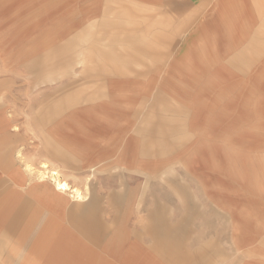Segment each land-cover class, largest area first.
<instances>
[{
    "label": "crops",
    "instance_id": "0c3cea01",
    "mask_svg": "<svg viewBox=\"0 0 264 264\" xmlns=\"http://www.w3.org/2000/svg\"><path fill=\"white\" fill-rule=\"evenodd\" d=\"M59 18L75 24L78 36H93L90 74L65 79L39 68L52 26L25 34L27 89L3 68L0 52V264H197L211 253L212 236L188 237L191 227L207 226L196 223L206 206L196 194L211 193L217 152L244 157L243 148L213 143L207 131L214 89L222 99L228 85L251 82L252 129L264 132V0H73ZM86 76L100 85L71 93L67 82ZM120 83L141 84L138 107L120 93L113 98ZM181 83L219 86L200 85L201 95L180 87L179 95ZM53 96L60 99L42 130L39 161L85 185L91 178L82 198L56 188L24 157L36 134L22 129L19 111ZM197 116L207 124L200 135L190 132ZM260 148L252 154L256 196L264 195ZM166 194L179 197L177 225L162 222L173 209ZM255 207L264 212L259 198ZM252 241L256 247L264 235ZM252 255V264H264V252Z\"/></svg>",
    "mask_w": 264,
    "mask_h": 264
},
{
    "label": "rangeland",
    "instance_id": "374dc122",
    "mask_svg": "<svg viewBox=\"0 0 264 264\" xmlns=\"http://www.w3.org/2000/svg\"><path fill=\"white\" fill-rule=\"evenodd\" d=\"M62 1L63 3H60V0H0L1 61H3V68L10 69L9 73L11 75L14 73L18 79L17 85L20 86V90L27 89L28 77L31 76L28 72L29 61L27 56L24 55L27 48L22 45L25 36H27L25 34L44 26L52 27L48 36V51L44 53L47 54V61L44 63V57H41L38 60L39 68L43 69L44 66H47L48 71L56 73V76L63 74L65 79L73 78L75 80L80 77L78 76L80 74L91 73L93 58L92 56L89 57V55L93 54V36H78L75 24L70 23L67 18L61 21L59 14L73 0ZM13 22L14 24L16 22V24L13 25ZM78 39L81 49L79 51ZM40 43H37V47L41 51L43 40ZM97 46L99 47V44ZM40 51L38 55L43 56L44 54L42 53L44 51ZM79 70L88 72L78 73ZM81 78L84 79L83 77ZM85 78L89 81L67 82L71 93H89V91L94 90V87L97 88L100 85L98 82L91 81V76H86ZM52 84L54 85L55 83L52 82ZM140 85V83L117 84L116 90L113 92V98L120 93L122 97L127 98L130 106L138 107L141 100L137 98L140 93ZM195 85L196 87L193 89L192 87ZM200 85L207 84L181 83L176 84L174 89L179 95L180 87L189 89L192 94L201 95ZM251 85V82L230 84L227 88L229 93L225 92L222 99L215 96L217 93L214 88L219 86V84L207 85V88L214 89L212 105L207 104V109L205 110L207 124L211 123V127H207V131L211 132L213 143H216L215 141L226 143L228 150L233 149L231 146H237L239 149L243 148L244 157L243 160L239 159L236 161L232 159L229 153V156L225 157V155L217 152L215 154L216 160H214L215 162L212 166V191L209 195L196 194L200 201L206 204L201 212V219L197 220L196 223H207V226L198 225L191 227V233L188 234V237L190 235L212 236L211 248L208 246V250L210 249L211 253L205 259H198L197 264H252L254 262L252 252H264L263 241L257 243L256 247H253L252 241L254 235H264V220L259 218V215L264 214V212L254 210L256 208V199L259 198V200L264 202V195H254L252 185V154L259 144H261L260 149L264 150V132L261 131L259 134L258 131L257 134V131L254 132L252 129ZM146 96H149V93H142L139 97L144 98ZM55 97L57 96L47 99L39 98L32 107L24 108L23 106L19 111L22 129L26 133L32 131L36 134V137L33 138V149H26L24 157L35 167L34 170L38 173L54 169L70 185L78 188L83 195H86L84 187L91 186V178L86 185L78 180L81 184L73 174L65 175L50 166L52 164L40 163L39 161L42 155L45 154L43 148L45 139L42 130L45 129L47 119L52 115L50 108L54 106V102L60 99ZM185 99L187 102L189 101V98ZM193 105L195 106V104ZM197 106L202 107L199 104ZM224 111H227V115L224 114ZM201 115L205 117L204 114ZM207 124L197 116L195 121H191L190 132L192 134H203L204 132L202 131ZM256 136L258 141L255 140ZM179 174L194 189L195 181L188 177L184 171L180 170ZM182 181L184 180L182 179ZM165 186L166 188L170 187L166 182ZM197 191L199 193V190ZM166 197H168L172 208L178 207V209L170 210L167 220L162 222L177 225L180 223L178 217L181 213L179 211V197L175 194H166ZM136 227H138V233L144 232L145 226L143 228ZM150 228L151 226L148 227L149 234H151L149 232ZM172 229L177 230L178 228L172 227ZM146 232L147 228L145 229Z\"/></svg>",
    "mask_w": 264,
    "mask_h": 264
},
{
    "label": "bare ground",
    "instance_id": "6f19581e",
    "mask_svg": "<svg viewBox=\"0 0 264 264\" xmlns=\"http://www.w3.org/2000/svg\"><path fill=\"white\" fill-rule=\"evenodd\" d=\"M14 4V3H12ZM17 4V2H16ZM17 6V5H16ZM16 24V22H15ZM13 22V25H15ZM40 34V33H39ZM38 34V35H39ZM1 37V36H0ZM34 37V36H33ZM45 42V41H44ZM43 177L48 176L51 178V180L53 181L54 185L56 186V188H58L59 190H62L64 192H67L68 194H70V197L72 198H82V193H80L78 191L77 188L73 187L72 185H70V183L67 180H63L61 179V176L58 174V172L54 169H49L48 171L45 170L43 172L40 173ZM43 180V179H42ZM61 191V192H62ZM22 221V220H21ZM19 223V222H18ZM16 227V226H15ZM19 231V230H18ZM17 235V234H16ZM16 237V236H15ZM11 245V244H10ZM88 263V262H87Z\"/></svg>",
    "mask_w": 264,
    "mask_h": 264
}]
</instances>
